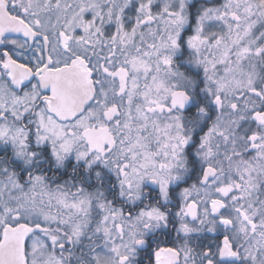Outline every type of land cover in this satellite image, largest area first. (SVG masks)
<instances>
[{"label":"snow or ice","instance_id":"obj_1","mask_svg":"<svg viewBox=\"0 0 264 264\" xmlns=\"http://www.w3.org/2000/svg\"><path fill=\"white\" fill-rule=\"evenodd\" d=\"M0 264H264V0H0Z\"/></svg>","mask_w":264,"mask_h":264}]
</instances>
